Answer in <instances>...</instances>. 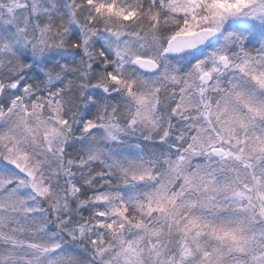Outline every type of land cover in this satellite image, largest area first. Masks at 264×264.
<instances>
[{"label": "snow or ice", "instance_id": "snow-or-ice-1", "mask_svg": "<svg viewBox=\"0 0 264 264\" xmlns=\"http://www.w3.org/2000/svg\"><path fill=\"white\" fill-rule=\"evenodd\" d=\"M88 3L109 25L118 62L107 77L114 92L123 90L136 106L134 118L155 125L152 112L163 91L170 119L158 147L178 116L192 121L191 131L176 136L169 145L174 152L115 158L95 174H87L84 157L58 155L63 198L50 183L49 161L24 146L33 128L25 122L22 136L0 132V240L26 244L47 264H264V38L256 47L254 33L229 27L246 8L264 16V0ZM202 45L191 60L183 56ZM169 58L187 60V71L178 72ZM129 64L145 71L167 67L150 81L129 75ZM229 68L238 75L222 80ZM47 103L59 107L55 99ZM43 107L34 101L33 114ZM95 126L89 119L84 130ZM202 153L207 159H199ZM69 199L76 210L62 213ZM43 203L56 217L52 224L38 222ZM19 216L35 224L24 241L10 228ZM6 261L0 256V264Z\"/></svg>", "mask_w": 264, "mask_h": 264}, {"label": "clouds", "instance_id": "clouds-1", "mask_svg": "<svg viewBox=\"0 0 264 264\" xmlns=\"http://www.w3.org/2000/svg\"><path fill=\"white\" fill-rule=\"evenodd\" d=\"M229 27L244 30L245 35L254 33L256 47L264 38V16L257 15L251 7L233 18ZM110 40L109 25L97 16L88 0H0V132L11 129L22 136L25 122L33 128L34 136L24 146L36 158L49 161L46 169L50 183L61 198L64 193L59 189L65 177L57 174L58 155L62 154L65 161L69 157L73 160L84 157L88 160L87 174H95L115 158L161 150L174 152L169 145L176 136L185 129L191 131L187 126L192 121L178 116L171 121L172 128L163 149L158 147V138L169 124V94L162 91L161 103L152 112L155 125L134 118L136 106L123 90L114 92L107 77V72L115 70L118 62L114 46L109 47ZM206 47L202 45L183 56L191 60ZM106 57L111 58L110 67L105 65ZM187 60L169 58L178 72L187 71ZM166 67L161 65L157 70L145 71L129 64L127 72L151 81ZM234 75L238 74L229 68L221 79ZM20 81L22 85L12 86ZM50 92L57 95L49 97ZM190 95L194 102L198 101L195 92ZM49 99L58 101L59 107L48 105ZM34 101L44 105L38 110V116L32 112ZM57 107L58 111L52 110ZM89 119L96 126L85 131V122ZM200 123L210 127L202 119ZM50 129H56L59 135L55 138L46 135ZM199 159H207V153H202ZM195 162L194 159L192 163ZM217 176L223 178L222 173ZM75 178L82 179L78 175ZM67 204L62 213L71 214L76 210L71 199ZM42 208L45 211L39 214L38 222L52 224L55 215L49 216L47 203ZM34 227L33 218L24 216L10 225L17 229L18 241L34 235ZM0 256L7 258L6 264H47L46 258L37 256L26 244H12L7 240H0Z\"/></svg>", "mask_w": 264, "mask_h": 264}]
</instances>
